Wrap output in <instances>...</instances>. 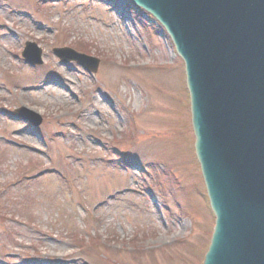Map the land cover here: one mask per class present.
Masks as SVG:
<instances>
[{
  "label": "rangeland",
  "instance_id": "rangeland-1",
  "mask_svg": "<svg viewBox=\"0 0 264 264\" xmlns=\"http://www.w3.org/2000/svg\"><path fill=\"white\" fill-rule=\"evenodd\" d=\"M75 42L96 73L59 64ZM181 62L130 0H0V264H202L213 216Z\"/></svg>",
  "mask_w": 264,
  "mask_h": 264
},
{
  "label": "water",
  "instance_id": "water-1",
  "mask_svg": "<svg viewBox=\"0 0 264 264\" xmlns=\"http://www.w3.org/2000/svg\"><path fill=\"white\" fill-rule=\"evenodd\" d=\"M166 28L185 63L195 155L214 228L203 264H264V0H133ZM94 73L98 60L54 48ZM25 62L41 63L26 42ZM19 118L37 126L26 107Z\"/></svg>",
  "mask_w": 264,
  "mask_h": 264
},
{
  "label": "trees",
  "instance_id": "trees-1",
  "mask_svg": "<svg viewBox=\"0 0 264 264\" xmlns=\"http://www.w3.org/2000/svg\"><path fill=\"white\" fill-rule=\"evenodd\" d=\"M77 47H78L80 50H85L86 45H85V44H79V45H77ZM77 242H79V240H77Z\"/></svg>",
  "mask_w": 264,
  "mask_h": 264
}]
</instances>
